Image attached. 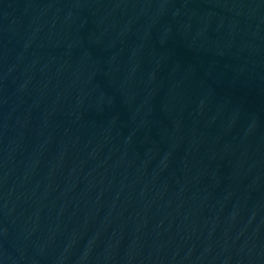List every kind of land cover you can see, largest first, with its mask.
<instances>
[{
	"label": "water",
	"instance_id": "obj_1",
	"mask_svg": "<svg viewBox=\"0 0 264 264\" xmlns=\"http://www.w3.org/2000/svg\"><path fill=\"white\" fill-rule=\"evenodd\" d=\"M0 264H264V0H0Z\"/></svg>",
	"mask_w": 264,
	"mask_h": 264
}]
</instances>
